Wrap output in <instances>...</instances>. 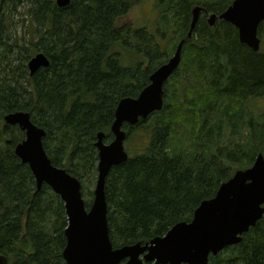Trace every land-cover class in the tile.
Returning a JSON list of instances; mask_svg holds the SVG:
<instances>
[{"label":"trees","instance_id":"1","mask_svg":"<svg viewBox=\"0 0 264 264\" xmlns=\"http://www.w3.org/2000/svg\"><path fill=\"white\" fill-rule=\"evenodd\" d=\"M133 1L70 0L60 9L54 0H0V255L8 264H66L68 219L59 196L44 184L37 189L28 165L17 160L23 133L4 123L6 114L29 113L46 132L51 163L93 181L94 143L101 132L112 139L116 105L136 98L184 41L161 111L124 125L128 137L146 133L147 145L104 180L114 249L144 245L190 222L234 171L264 157V108L250 107L264 98V23L253 52L229 23H207L234 0H156L153 32L121 24ZM196 6L203 11L187 38ZM114 47L132 53L133 64L121 65ZM36 53L50 64L30 76ZM208 264H264V216Z\"/></svg>","mask_w":264,"mask_h":264},{"label":"water","instance_id":"2","mask_svg":"<svg viewBox=\"0 0 264 264\" xmlns=\"http://www.w3.org/2000/svg\"><path fill=\"white\" fill-rule=\"evenodd\" d=\"M64 8L70 0H55ZM202 9H192V19L187 34L191 38ZM230 23L238 31L239 42L251 51L258 52V28L264 22V0H234L219 16L211 15L210 26L215 21ZM181 41L168 62L159 66L149 77V84L136 98H124L116 105L114 121L109 131L113 141L102 144L104 135H97V180L93 201L87 210L81 194V185L62 169L54 167L43 149L45 132L30 122V115L13 112L4 116V123L17 126L24 140L15 146L14 154L28 165L37 189L48 186L64 204L67 227L62 258L66 264H208L209 256H216L225 248L241 242L242 235L253 228L264 216V157L259 154L253 165L238 170L218 187L214 198L204 201L193 213L190 223H178L162 238H155L144 245L135 244L113 249L107 223V205L104 193L105 179L111 167L126 162L123 143L126 133L123 124L136 125L163 108V87L181 62ZM49 61L39 53L29 59L28 72L48 68ZM0 255V264H8Z\"/></svg>","mask_w":264,"mask_h":264},{"label":"rangeland","instance_id":"3","mask_svg":"<svg viewBox=\"0 0 264 264\" xmlns=\"http://www.w3.org/2000/svg\"><path fill=\"white\" fill-rule=\"evenodd\" d=\"M156 0H134L132 4H130V8L126 11L125 15L120 18L121 24H127L133 28H147L150 32H153L155 29L156 21L158 20V13L156 11V7L154 4H157ZM115 48V47H114ZM120 47L112 49V52L117 53L119 56V62L123 66H129L130 63L133 64V54L129 53L127 50L122 49ZM137 58V57H136ZM143 58L138 59L142 61ZM251 109L258 112L264 108V98L253 101L251 104ZM147 137L148 135L141 130L133 131L131 137H128L125 143V151L128 152L129 155L138 154L141 150L147 145ZM238 171V170H237ZM236 171H234L235 173ZM233 173V174H234ZM96 177L89 182H84L83 184V199L86 202H90L92 197L89 196L87 191L90 193L93 190L94 183Z\"/></svg>","mask_w":264,"mask_h":264},{"label":"flooded vegetation","instance_id":"4","mask_svg":"<svg viewBox=\"0 0 264 264\" xmlns=\"http://www.w3.org/2000/svg\"><path fill=\"white\" fill-rule=\"evenodd\" d=\"M54 1H55V0H54ZM233 2H234V1H233ZM233 2H232V3H233ZM230 6H231V5H230ZM230 6H229V7H230ZM196 7H200V6H196ZM194 8H195V7H194ZM194 8H193V9H194ZM200 8H201L202 11H203V8H202V7H200ZM226 10H227V9H226ZM226 10H225V11H226ZM202 11H201V12H202ZM225 11H224V12H225ZM191 12H192V11H191ZM200 14H201V13H200ZM191 15H192V13H191ZM211 15H213V14L208 15V17H207V23H208V19H209V17H210ZM219 15H220V14H219ZM219 15H215V16H219ZM198 16H199V15H198ZM199 17H200V16H199ZM217 20H219V19H217ZM222 21H223V20H222ZM227 23H228V22H227ZM263 23H264V22H263ZM208 24H209V23H208ZM229 24H230V23H229ZM261 24H262V23H261ZM230 25H231V24H230ZM209 26H210V25H209ZM213 26H214V25H213ZM210 27H212V26H210ZM232 27H233V26H232ZM259 27H260V25H259ZM234 28H235V27H234ZM235 29H236V28H235ZM236 30H237V29H236ZM258 31H259V28H258ZM237 33H238V31H237ZM258 37H259V36H258ZM259 39H260V47H261V38H259ZM259 49H260V48H259ZM37 54H39V53H36L35 55H37ZM42 54H43V53H42ZM35 55H34V56H35ZM34 56H33V57H34ZM45 57H46V56H45ZM171 57H172V56H171ZM171 57H169V58L166 60V62H168V60H169ZM31 58H32V57H31ZM46 58H47V57H46ZM47 59H48V58H47ZM48 61H49V60H48ZM28 62H29V61H28ZM166 62H165V63H166ZM27 64H28V63H27ZM49 64H50V62H49ZM163 64H164V63H163ZM48 67H49V66H48ZM27 69H28V68H27ZM42 69H45V68H42ZM27 72H28V71H27ZM30 76H31V75H30ZM149 77H150V76H149ZM170 77H171V76H170ZM170 77H169V78H170ZM167 81H168V80H167ZM166 83H167V82H166ZM166 83H165V84H166ZM148 84H149V83H148ZM165 84H164V87H165ZM164 87H163V90H164ZM123 99H124V98H123ZM121 100H122V99H121ZM163 103H164V97H163ZM24 113H27V112H24ZM154 113H155V112H154ZM28 114H29V113H28ZM152 114H153V113H152ZM149 116H150V115H149ZM147 118H148V116H147ZM30 120H31V116H30ZM30 122H32V120H31ZM32 123H33V122H32ZM33 124H34L36 127L42 129V130L45 132V130H44L43 128L37 126L35 123H33ZM137 124H138V123H137ZM137 124H136V125H137ZM124 125H127V124H123V127H122V130L126 133V138H125V140H124V142H126V140L128 139V131H127L126 129H124ZM136 125H134V126L127 125V127H131V128H133V127H135ZM15 127H17V126H15ZM17 128H18V127H17ZM110 128H111V127H110ZM18 129H19V128H18ZM19 131L22 132L20 129H19ZM22 133H23V132H22ZM45 133H46V132H45ZM45 133H44V134H45ZM101 133H102V132H101ZM23 134H24V133H23ZM23 134H22V135H23ZM102 134L104 135L103 140H102V142H103L102 144L108 145V144H110V143L113 141V135L111 134V131H110V134H111V136H112V139H111V140H106V139H105V134H104V133H102ZM45 137H46V134H45V136L43 137V139H44ZM24 138H25V136L23 135V138L21 139V141H20L19 143H21V142L24 140ZM43 139H42V145H43ZM96 142H97V141H96ZM124 142H122V143H123V148H124V151H125V147H124V146H125V143H124ZM19 143H18V144H19ZM18 144H17V145H18ZM94 144H95V143H94ZM16 147H17V146H16ZM94 147H95V145H94ZM144 148H145V147H144ZM43 149H44V146H43ZM95 149H96V148H95ZM44 151H45V149H44ZM96 151H97V155H98V150L96 149ZM142 151H143V149L141 150V152H142ZM45 153H46V151H45ZM125 153L127 154V160H128L129 158L133 157V155H132V156L129 155L128 152L125 151ZM46 155H47V158H48V154H47V153H46ZM97 155H96V156H97ZM49 160H50V159H49ZM127 160H126V161H127ZM50 162H51V160H50ZM51 164H52V163H51ZM52 165H53V164H52ZM53 166L56 167L55 165H53ZM97 166H98V156H97L96 168H97ZM56 168H59V167H56ZM96 168H95V169H96ZM59 169L64 170L63 168H59ZM64 171L67 172L66 170H64ZM67 173H68V172H67ZM68 174H69V173H68ZM69 175H70L71 177L77 179L76 177L72 176L71 174H69ZM95 177H96L95 180H97V169H96ZM106 178H107V177H106ZM34 179H35V178H34ZM77 180H78V182H79L80 185H81V194H82V193H83V184H84V183L80 182L79 179H77ZM95 180H94V181H95ZM35 183H36V180H35ZM35 183H34V184H35ZM95 184H96V181H95V183H94V187H95ZM41 186H42V185H41ZM36 187H37V184H36ZM94 187H93L92 192L90 193V194H91V197H92L91 201H90V202H86V201L83 199L85 205L88 204V205H87L88 207H90L89 205H91V203H92V201H93V194H92V193H93V191H94ZM104 188H105V184H104ZM217 191H218V190H217ZM104 193H105V190H104ZM215 194H216V193H215ZM214 196H215V195H214ZM214 196H213L212 198H214ZM82 198H83V194H82ZM212 198H210V199H208V200H211ZM105 199H106V196H105ZM204 201H207V200H204ZM204 201H201V203L197 206V208L200 207V205H201ZM106 204H107V202H106ZM63 205H64V204H63ZM85 205H84V206H85ZM85 207H86V206H85ZM197 208H196V209H197ZM88 209H89V208H88ZM88 209H87V210H88ZM194 212H195V211H194ZM192 219H193V217H192ZM192 219H191V221H192ZM191 221H190V222H191ZM190 222H181V223H186V224H188V223H190ZM177 224H178V223H177ZM174 226H175V225H174ZM66 227H67V226H66ZM166 234H167V233H166ZM166 234H165V235H166ZM165 235H164V236H165ZM164 236H162V237H164ZM162 237H158V238H162ZM112 247H113V246H112ZM113 249H114V248H113ZM144 264H145V263H144ZM150 264H153V263H150Z\"/></svg>","mask_w":264,"mask_h":264}]
</instances>
